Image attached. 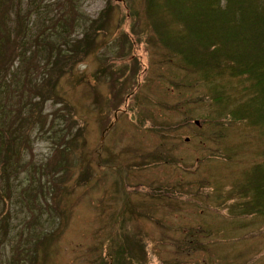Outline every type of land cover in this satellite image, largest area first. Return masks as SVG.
Masks as SVG:
<instances>
[{
  "label": "rangeland",
  "instance_id": "obj_1",
  "mask_svg": "<svg viewBox=\"0 0 264 264\" xmlns=\"http://www.w3.org/2000/svg\"><path fill=\"white\" fill-rule=\"evenodd\" d=\"M111 2L91 51L58 80L67 103L47 100L46 128L32 131L0 264H140L141 241V264H264V214L229 208L244 172L264 166V124L229 114L253 93L248 78L218 76L212 99V72L168 59L143 0L130 13ZM75 3L80 37L106 0ZM112 90L122 98L107 107Z\"/></svg>",
  "mask_w": 264,
  "mask_h": 264
},
{
  "label": "trees",
  "instance_id": "obj_2",
  "mask_svg": "<svg viewBox=\"0 0 264 264\" xmlns=\"http://www.w3.org/2000/svg\"><path fill=\"white\" fill-rule=\"evenodd\" d=\"M125 2L124 7L130 13L132 6L128 0ZM111 3L106 0L100 13L83 27L81 36L75 37L73 30L80 24L75 0H0V245L10 229L6 217L11 207H6L14 203L11 195L22 172L24 155L31 149L32 131L46 128L47 100L67 103L56 89L58 80L72 70L79 57L91 51L93 37L103 27L101 18ZM143 3L152 36L167 47L168 59L176 58L181 67L189 70L212 72L207 81L215 100L221 98V94L217 95V87L222 86L218 76L226 72L231 77H247L244 88L253 93L242 107L230 109L229 114L248 119L249 123L264 124V0H143ZM54 7V14L45 17V21L39 19L37 23L31 19L33 13L50 12ZM164 19L172 24H164ZM130 29L132 33L148 30L134 23ZM113 82L116 83V77ZM129 90L127 94L131 93ZM111 93L107 107L122 98L120 91ZM95 100L99 101V95ZM235 192L237 199L229 204L230 210L243 215L264 214V166L258 163L245 171ZM143 243H139L141 255L133 256L140 264L146 253ZM110 252L113 257L118 256L117 251ZM113 259L106 264H117Z\"/></svg>",
  "mask_w": 264,
  "mask_h": 264
}]
</instances>
